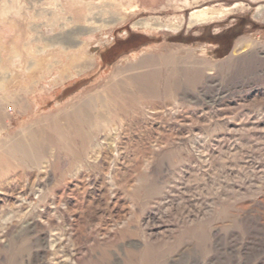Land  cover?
<instances>
[{
  "label": "rangeland",
  "instance_id": "374dc122",
  "mask_svg": "<svg viewBox=\"0 0 264 264\" xmlns=\"http://www.w3.org/2000/svg\"><path fill=\"white\" fill-rule=\"evenodd\" d=\"M0 264H264V0H0Z\"/></svg>",
  "mask_w": 264,
  "mask_h": 264
},
{
  "label": "bare ground",
  "instance_id": "6f19581e",
  "mask_svg": "<svg viewBox=\"0 0 264 264\" xmlns=\"http://www.w3.org/2000/svg\"><path fill=\"white\" fill-rule=\"evenodd\" d=\"M195 17L202 19V18L206 17V15L202 11H200V13L198 15L196 14Z\"/></svg>",
  "mask_w": 264,
  "mask_h": 264
}]
</instances>
